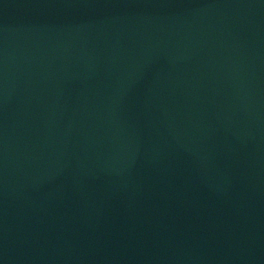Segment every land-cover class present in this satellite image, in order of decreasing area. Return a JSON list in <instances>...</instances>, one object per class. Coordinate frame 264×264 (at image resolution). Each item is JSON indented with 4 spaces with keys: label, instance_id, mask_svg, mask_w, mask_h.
<instances>
[{
    "label": "water",
    "instance_id": "water-1",
    "mask_svg": "<svg viewBox=\"0 0 264 264\" xmlns=\"http://www.w3.org/2000/svg\"><path fill=\"white\" fill-rule=\"evenodd\" d=\"M0 264H264V0H0Z\"/></svg>",
    "mask_w": 264,
    "mask_h": 264
}]
</instances>
